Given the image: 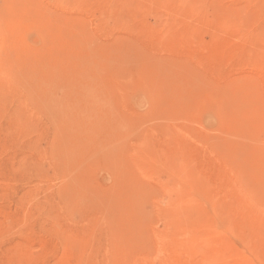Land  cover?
<instances>
[{
  "label": "rangeland",
  "instance_id": "1",
  "mask_svg": "<svg viewBox=\"0 0 264 264\" xmlns=\"http://www.w3.org/2000/svg\"><path fill=\"white\" fill-rule=\"evenodd\" d=\"M0 264H264V0H0Z\"/></svg>",
  "mask_w": 264,
  "mask_h": 264
}]
</instances>
